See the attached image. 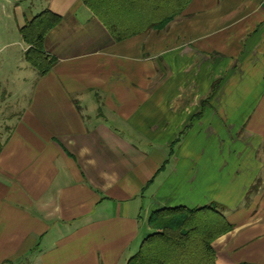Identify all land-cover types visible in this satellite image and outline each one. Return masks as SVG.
<instances>
[{"label":"crops","instance_id":"1","mask_svg":"<svg viewBox=\"0 0 264 264\" xmlns=\"http://www.w3.org/2000/svg\"><path fill=\"white\" fill-rule=\"evenodd\" d=\"M0 8L25 81L0 141V264H125L151 211L212 201L232 225L216 264H264V0H189L162 29L149 4L103 12L140 28L121 39L82 0ZM44 9L60 19L39 76L13 46Z\"/></svg>","mask_w":264,"mask_h":264},{"label":"trees","instance_id":"2","mask_svg":"<svg viewBox=\"0 0 264 264\" xmlns=\"http://www.w3.org/2000/svg\"><path fill=\"white\" fill-rule=\"evenodd\" d=\"M95 14L101 17L106 27L116 39H121L132 31L122 29L109 20L102 18V13H117L116 8L126 5H144L153 7L148 11L151 16L160 18L158 28L165 25L179 14L189 0H82ZM109 10L107 8H113ZM141 13V12H140ZM59 14L44 9L19 28L22 40L27 44L24 60L37 72L45 75L55 64L56 58L45 52L43 41L46 33L58 23ZM175 141H178L176 139ZM148 223L152 229L145 235L137 251L125 264H216L212 242L221 234L229 231L232 225L227 221L217 202L187 207L184 205L160 207L149 214Z\"/></svg>","mask_w":264,"mask_h":264},{"label":"rangeland","instance_id":"3","mask_svg":"<svg viewBox=\"0 0 264 264\" xmlns=\"http://www.w3.org/2000/svg\"><path fill=\"white\" fill-rule=\"evenodd\" d=\"M11 22L12 21V16L11 13L8 12V10L5 8L2 10L0 8V22ZM24 42V41H23ZM24 43H22V47H24ZM1 47V44H0ZM14 53L16 55L15 62L18 63L20 62L21 64H25V66H30L27 65V62L24 61L23 57L21 56L22 54V49L20 46L16 45L13 46ZM8 49H0V82L1 85L7 90H10L9 92L11 95L9 97L6 96L5 92H0V141H1V136H3L4 133H6L8 126L10 125L12 115L14 113V105L15 101L22 100V98L15 93L16 89V84H22L25 81H22L18 76V71L14 70V65L12 64V61H8L7 63L5 62V57L8 55ZM20 56V57H19ZM8 57V56H7ZM14 61V60H13ZM29 68V67H28ZM31 68V67H30ZM34 70V69H32ZM6 78L7 80L5 82L2 81V78ZM29 81V80H28ZM1 86V88H2ZM152 229H150V232Z\"/></svg>","mask_w":264,"mask_h":264}]
</instances>
